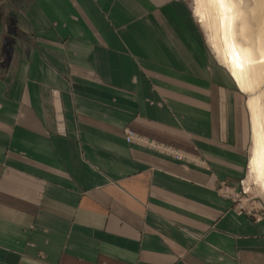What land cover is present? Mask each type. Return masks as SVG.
Instances as JSON below:
<instances>
[{"label": "crops", "instance_id": "crops-1", "mask_svg": "<svg viewBox=\"0 0 264 264\" xmlns=\"http://www.w3.org/2000/svg\"><path fill=\"white\" fill-rule=\"evenodd\" d=\"M17 2L0 23V264H264V217L217 191L247 173L244 95L185 0Z\"/></svg>", "mask_w": 264, "mask_h": 264}, {"label": "bare ground", "instance_id": "bare-ground-1", "mask_svg": "<svg viewBox=\"0 0 264 264\" xmlns=\"http://www.w3.org/2000/svg\"><path fill=\"white\" fill-rule=\"evenodd\" d=\"M192 14L214 58L246 95L247 175L264 191V0H193Z\"/></svg>", "mask_w": 264, "mask_h": 264}, {"label": "rangeland", "instance_id": "rangeland-1", "mask_svg": "<svg viewBox=\"0 0 264 264\" xmlns=\"http://www.w3.org/2000/svg\"><path fill=\"white\" fill-rule=\"evenodd\" d=\"M17 1L18 0H0V23H2L4 27L8 26V24L19 19L18 10H17V6H18ZM185 2L189 6V9H191L192 11L193 0H185ZM197 23H195L194 21V27L196 28L195 32L197 34V37L202 43V45L208 50L207 46L204 43V38H203L204 35L206 41V32L201 28L203 31L202 32L201 29L199 28L200 25L198 26L199 23L198 24ZM243 95H244V104H245L246 95L245 94ZM249 149H250V142L248 146V151ZM242 179L244 181L242 188L239 187L238 182L234 187V191H233L234 205L241 206L245 210L251 208L252 211L256 210L257 212H261V211L264 212V191L259 185L255 184L253 180L248 178V175L247 173L245 174V171L243 173Z\"/></svg>", "mask_w": 264, "mask_h": 264}, {"label": "built area", "instance_id": "built-area-1", "mask_svg": "<svg viewBox=\"0 0 264 264\" xmlns=\"http://www.w3.org/2000/svg\"><path fill=\"white\" fill-rule=\"evenodd\" d=\"M124 131H125L124 132L125 133V136H124L125 141L129 142L130 140H133V139L141 140L137 136H135L133 134V132H131L130 130L124 129ZM149 145L155 146L151 142H149ZM165 150H167V152L169 154H171L175 159H178V154L176 152H173L172 150H169L168 148H165ZM243 184H244L243 179H240L238 181L239 187L242 188ZM217 186H218V188H217L218 193H220L222 196L232 198V200L234 201V199H233L234 188H230V187L226 186L225 184H223V182H218ZM239 210H244V212H246L247 214H250L253 217L254 221H258L262 217H264V212H262V211L261 212H257L256 210L252 211L251 208L245 210L240 206H239Z\"/></svg>", "mask_w": 264, "mask_h": 264}]
</instances>
